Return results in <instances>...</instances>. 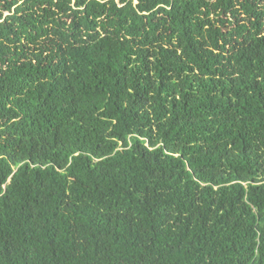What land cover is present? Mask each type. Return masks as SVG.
Segmentation results:
<instances>
[{"label": "trees", "instance_id": "1", "mask_svg": "<svg viewBox=\"0 0 264 264\" xmlns=\"http://www.w3.org/2000/svg\"><path fill=\"white\" fill-rule=\"evenodd\" d=\"M0 264H264V0H0Z\"/></svg>", "mask_w": 264, "mask_h": 264}]
</instances>
